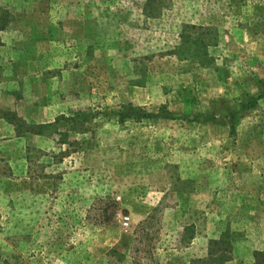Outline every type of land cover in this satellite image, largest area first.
<instances>
[{
  "label": "rangeland",
  "instance_id": "1",
  "mask_svg": "<svg viewBox=\"0 0 264 264\" xmlns=\"http://www.w3.org/2000/svg\"><path fill=\"white\" fill-rule=\"evenodd\" d=\"M149 1L0 0V264H264V0Z\"/></svg>",
  "mask_w": 264,
  "mask_h": 264
},
{
  "label": "built area",
  "instance_id": "2",
  "mask_svg": "<svg viewBox=\"0 0 264 264\" xmlns=\"http://www.w3.org/2000/svg\"><path fill=\"white\" fill-rule=\"evenodd\" d=\"M124 225H127V223L124 222Z\"/></svg>",
  "mask_w": 264,
  "mask_h": 264
},
{
  "label": "trees",
  "instance_id": "3",
  "mask_svg": "<svg viewBox=\"0 0 264 264\" xmlns=\"http://www.w3.org/2000/svg\"><path fill=\"white\" fill-rule=\"evenodd\" d=\"M150 1L148 0V2L147 3H149Z\"/></svg>",
  "mask_w": 264,
  "mask_h": 264
}]
</instances>
